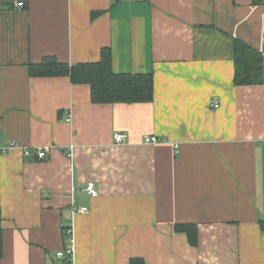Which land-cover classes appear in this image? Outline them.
I'll use <instances>...</instances> for the list:
<instances>
[{
  "label": "crops",
  "instance_id": "crops-1",
  "mask_svg": "<svg viewBox=\"0 0 264 264\" xmlns=\"http://www.w3.org/2000/svg\"><path fill=\"white\" fill-rule=\"evenodd\" d=\"M235 39L264 54V0H0V264H264V76L234 83ZM108 47L153 100L29 71Z\"/></svg>",
  "mask_w": 264,
  "mask_h": 264
},
{
  "label": "trees",
  "instance_id": "trees-1",
  "mask_svg": "<svg viewBox=\"0 0 264 264\" xmlns=\"http://www.w3.org/2000/svg\"><path fill=\"white\" fill-rule=\"evenodd\" d=\"M236 85L259 84L263 81L264 54L240 39L234 40ZM32 76L68 75L74 83L90 86L92 101L108 102H149L154 98L153 72L116 73L112 68L111 49H102L101 58L96 62L69 64L54 57H45L39 63L29 66ZM264 232V219L259 221ZM176 228L188 233L192 244L197 243V228L194 224H177ZM2 248V227L0 225V256ZM132 262H136L135 260Z\"/></svg>",
  "mask_w": 264,
  "mask_h": 264
},
{
  "label": "built area",
  "instance_id": "built-area-1",
  "mask_svg": "<svg viewBox=\"0 0 264 264\" xmlns=\"http://www.w3.org/2000/svg\"><path fill=\"white\" fill-rule=\"evenodd\" d=\"M18 5L23 6V5H24V2L21 1V2L18 3ZM213 106H214V107H219V102H218V101H214ZM127 138H128V136H127V134L124 133V132H119V131H118V132H115V133H114V139H115V141H116L117 143H123V142H125V141L127 140ZM159 141H160L159 137H157V136H155V135H148V136H146V137L144 138V142H145V143H156V142H159ZM15 146H16V143H10L8 147H9V148H13V147H15ZM45 155H46V152H45L44 150H42V149H38V150H37V156H38L39 158H42V157H44ZM86 191H87L91 196H97V195L99 194L98 189L96 188L95 183H94L93 181H89V182L87 183ZM71 243H72V247H71V249H67L66 252L61 251V252H59L57 255H58L59 257H64L66 254H69V253L74 252V248H73L74 239L71 240Z\"/></svg>",
  "mask_w": 264,
  "mask_h": 264
}]
</instances>
